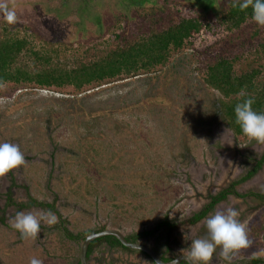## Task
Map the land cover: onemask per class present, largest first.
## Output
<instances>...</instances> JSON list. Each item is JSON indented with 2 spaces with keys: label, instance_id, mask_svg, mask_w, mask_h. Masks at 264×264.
I'll return each instance as SVG.
<instances>
[{
  "label": "rangeland",
  "instance_id": "obj_1",
  "mask_svg": "<svg viewBox=\"0 0 264 264\" xmlns=\"http://www.w3.org/2000/svg\"><path fill=\"white\" fill-rule=\"evenodd\" d=\"M137 1L6 0L16 10V21L7 23L0 12V33L7 25L36 50L50 49L53 63L68 61L73 66L78 59L103 55L117 33H132L139 19L135 13L122 22L124 30L113 26L111 17L113 11L133 8ZM166 4L177 20L199 15L193 0ZM221 4L222 0L214 1L217 8ZM203 22L190 45L150 72L93 83L82 91L72 85L15 82L0 88V143L17 145L25 157L21 167L0 177V264H29L32 257L43 264H77L85 239L79 234L103 229H119L130 236L156 228L153 235L140 239L167 255H188L193 240L207 237V219L228 209L239 213L237 219L251 241L231 264L264 260V202L247 196L264 193V144L235 135L219 108V92L205 81L208 66L221 55L236 58L239 74L259 68L258 79L264 83V31L256 41L229 44L227 38L237 30L230 32L213 14ZM102 147L108 149L103 157L112 155L111 164L119 170L112 168L110 178L103 176L98 187L105 189L98 198H84L87 177L97 174L87 149ZM237 181L241 182L203 219L191 222L212 197ZM49 210L57 223L42 220L35 239H22L10 226L18 212L39 216ZM164 219L172 226L157 228ZM220 251L210 264H229ZM88 264L153 261L145 254L97 242Z\"/></svg>",
  "mask_w": 264,
  "mask_h": 264
},
{
  "label": "trees",
  "instance_id": "obj_2",
  "mask_svg": "<svg viewBox=\"0 0 264 264\" xmlns=\"http://www.w3.org/2000/svg\"><path fill=\"white\" fill-rule=\"evenodd\" d=\"M163 1L159 5L160 0L157 4L154 3V0H139L133 3V8L113 11L112 25L119 26L123 30L122 22L133 19L134 13L136 14L135 19L137 17L139 19H136L132 33H125L126 30L122 34L117 33L114 43L103 55L90 61L78 59L73 66H70L68 61L53 63V52L50 49L36 50L27 37L17 36L5 25L2 28V33H0V88L7 82H15L59 88L72 85L76 90L82 91L84 87L93 83L133 76L143 70L150 72L159 65H166L173 53L190 45V38L201 32L204 27L203 19L210 14L219 17L227 25L230 32L238 31L237 34L227 38L226 41L229 44H234L237 41L242 42V44L247 43L248 40L251 42L256 41L264 31V28L258 26L252 20L251 9L247 11L239 10L235 6L236 0H222V4L218 8L214 5L215 0H193L197 4H192V6L199 11V15L179 18L178 20L174 16V11L166 4L169 0ZM126 4L125 8L129 7V4ZM13 9L15 10V8ZM84 12L86 11L84 10ZM129 12L132 13L129 14ZM249 21L252 22L247 26L249 29H243L244 24ZM261 48L264 52V41ZM39 65L42 67H39ZM235 66L236 58L230 59L220 55L214 63L208 66L205 81L208 87L219 92V108L235 135L244 136L240 127L235 123L234 108L243 99L252 97L255 100L254 110L264 113V83L258 79L261 74L259 68L244 69L239 74ZM241 93H244V95L242 96ZM78 100L80 103L83 102L82 99ZM83 107H85L84 104L81 108ZM104 115L105 112L102 113V117ZM102 148L100 151L97 148L87 149L90 150L89 153L92 155H89L87 159L92 162L91 168L97 174L87 177V193L84 194L85 196L83 195L84 198L90 196L98 198L105 189V187H98L103 176L107 175L110 178L109 171L112 168L116 170L117 166L111 164L113 156L110 155L105 159L103 153L108 149ZM103 160L108 164H103ZM86 167H88V163ZM117 168L119 170V167ZM258 168L259 166L256 170ZM115 175L116 173H113V177ZM250 175H253V173ZM75 179L73 178L74 181ZM239 182L241 181L233 183L230 189H225L212 197L210 203L202 211L196 213L191 222L195 223L203 219L218 202L228 196V192L232 191ZM133 196L136 197L137 194L133 193ZM162 225L172 226V223L168 219H164L157 228ZM92 232L93 230L84 231L79 234L80 238L86 237ZM155 232L156 228L131 235V238L135 240L144 235H153ZM68 235L69 239L76 238L72 234ZM105 239L112 246L121 245L119 239L113 235L106 236ZM93 244L89 248L88 258L93 252ZM259 261L260 259H254L252 262L255 264ZM77 264H81L80 260Z\"/></svg>",
  "mask_w": 264,
  "mask_h": 264
},
{
  "label": "clouds",
  "instance_id": "obj_3",
  "mask_svg": "<svg viewBox=\"0 0 264 264\" xmlns=\"http://www.w3.org/2000/svg\"><path fill=\"white\" fill-rule=\"evenodd\" d=\"M235 6L241 11L251 9L252 20L264 28V0H236ZM0 12H3L7 23H15L16 12L9 8L6 0H0ZM241 95L243 96L244 93ZM254 103V98L249 97L236 104L235 123L249 142L264 144V113L254 110ZM24 163V154L17 145L0 143V177L18 169ZM238 215L236 210L228 209L226 213L217 212L210 216L206 222L207 237L191 242L190 253L184 257L187 264H210L218 248L223 258L231 264L237 253L249 247L251 241L244 224L237 219ZM42 220L48 225H55L57 216L51 210L47 215L39 216L30 212H18L10 226L20 233L22 239H35L40 232ZM29 264H43V262L32 257Z\"/></svg>",
  "mask_w": 264,
  "mask_h": 264
},
{
  "label": "water",
  "instance_id": "obj_4",
  "mask_svg": "<svg viewBox=\"0 0 264 264\" xmlns=\"http://www.w3.org/2000/svg\"><path fill=\"white\" fill-rule=\"evenodd\" d=\"M110 235L117 237L124 247L136 249V250L147 253L148 256L153 260L155 264H182V262L186 261L184 257H186L187 254H182L173 260L165 261L154 248L142 242L129 241L126 235L123 232H121L119 229H103V230L95 231L93 233L88 234L83 240V243L80 249L81 264H88V249L92 241L98 238H101L104 236H110ZM255 264H264V261H260Z\"/></svg>",
  "mask_w": 264,
  "mask_h": 264
},
{
  "label": "flooded vegetation",
  "instance_id": "obj_5",
  "mask_svg": "<svg viewBox=\"0 0 264 264\" xmlns=\"http://www.w3.org/2000/svg\"><path fill=\"white\" fill-rule=\"evenodd\" d=\"M263 161H264V159H263ZM262 162L261 161H258V164H261ZM249 195H251L255 200H257V201H261L262 203L264 202V193L263 192H251V193H249V194H247V196H249ZM99 231V230H98ZM93 232H95V231H93ZM92 232V233H93ZM105 237L106 236H104V237H101V238H98V239H96V240H94V241H92V243H94L93 245L95 246V244L97 243V242H104V243H106L110 248H122V249H124V250H133V251H136V252H139V253H142V254H145V255H147L148 256V254L147 253H145V252H142V251H139V250H136V249H131V248H127V247H124L123 245H122V243H121V245H117V246H112V245H110L109 244V242L105 239ZM126 237H127V239L129 240V241H131V242H142V243H148V241L146 240V241H144V240H141L140 239V237L139 238H137V239H133L132 240V236L130 235V236H127L126 235ZM80 238V237H79ZM82 238V237H81ZM85 238V237H84ZM74 240H76V239H74ZM96 241V242H95ZM91 243V244H92ZM91 244H90V246H91ZM149 244V243H148ZM147 244V245H148ZM90 246H89V248H90ZM94 246H93V248H94ZM150 246V245H149ZM151 247V246H150ZM152 248H154L157 252H158V254L165 260V261H170V260H173V259H175L176 257H178L179 255H182V254H179V255H167V253H165L164 251H161L160 250V248H158V247H152ZM88 251H89V249H88ZM92 255V254H91ZM149 257V256H148ZM90 258V257H89ZM88 258V259H89ZM80 260V259H79ZM79 260H78V262H79ZM153 261V260H152ZM260 261H264V260H260ZM259 261V262H260ZM153 264H155L154 262H153ZM182 264H187L186 263V261H184V262H182ZM249 264H253V262H250Z\"/></svg>",
  "mask_w": 264,
  "mask_h": 264
}]
</instances>
